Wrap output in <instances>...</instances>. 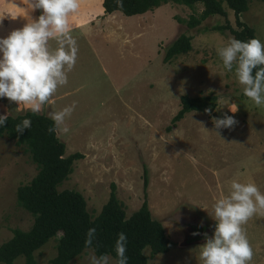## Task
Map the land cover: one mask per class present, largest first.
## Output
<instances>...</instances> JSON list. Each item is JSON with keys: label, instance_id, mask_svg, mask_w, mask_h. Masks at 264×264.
<instances>
[{"label": "rangeland", "instance_id": "1", "mask_svg": "<svg viewBox=\"0 0 264 264\" xmlns=\"http://www.w3.org/2000/svg\"><path fill=\"white\" fill-rule=\"evenodd\" d=\"M221 5L237 29L234 11L225 1ZM30 8L29 0H0V15H5L0 37L21 28L27 14H41ZM202 9L200 3L170 0L139 15L103 16L101 0H80L70 16L79 48L76 65L67 85L58 88L54 102L41 112L48 115L76 103L66 121L70 131L56 134L65 144L64 156L79 152L82 157L73 161L59 191L80 192L92 217L108 200L112 183L127 216L146 199L152 217L174 242L154 256L145 248L147 264H202L200 245L216 223L214 202L229 194L234 180L254 182L264 193V106L243 94L235 66L231 72L223 67L217 50L234 38L228 30L213 29L224 24L223 16L210 15L188 26L190 16L199 18ZM240 20L264 42V0H248ZM181 34L191 36V49L164 63L167 47ZM48 46L54 53L57 40L50 39ZM181 95L215 96L211 116L192 110L171 124ZM17 107L0 99V115L26 111ZM224 114L238 124L215 129L212 117ZM36 173L26 146L1 136L0 244L12 237L13 228H30L33 216L17 203L16 190ZM245 228L254 250L251 264H264V215H254ZM60 235L34 252L35 264H49ZM91 255L93 250L85 249L68 264H90ZM14 264H25L24 257Z\"/></svg>", "mask_w": 264, "mask_h": 264}, {"label": "trees", "instance_id": "2", "mask_svg": "<svg viewBox=\"0 0 264 264\" xmlns=\"http://www.w3.org/2000/svg\"><path fill=\"white\" fill-rule=\"evenodd\" d=\"M170 0H123L119 7L117 0H102L104 16L115 11L124 15L143 14L154 7ZM187 6L202 4L199 18L190 16L189 27L197 26L201 20L210 15H220L224 24L215 25L213 29L228 30L234 38L247 41L256 38L253 28L240 20V14L247 10L248 0H172ZM234 11L236 28L229 24L227 13L221 2ZM191 49V36L181 34L169 45L162 58L169 62L176 55L186 53ZM215 96H180V108L171 119V124L180 120L192 110L214 109ZM32 121L31 128L23 134L15 132V125L23 119ZM53 121L48 115H35L30 111L8 115L5 126H0V137L6 135L15 139L16 143L24 144L30 153L31 160L37 166L36 175L27 184L16 190L17 203L33 216L29 229H12V237L0 244V263L14 264V260L23 256L25 264H35L34 252L42 247L50 238H57L56 254L49 264H68L85 249H92L96 256L107 254L116 261L115 242L118 234L127 236L128 264H147V256L143 250L149 248L150 256L165 253L174 245L167 236L162 223L153 218L146 199L140 207L126 215L123 203L115 193V185L111 184L108 200L102 205L96 216L87 211L86 201L82 194L73 189L59 191L57 186L72 172V163L82 157L79 152L64 156L65 144L59 140L56 132L48 129ZM143 183L146 187L147 176L144 169ZM96 228V238L91 247L85 246L87 230ZM191 241L190 239L187 242Z\"/></svg>", "mask_w": 264, "mask_h": 264}, {"label": "clouds", "instance_id": "3", "mask_svg": "<svg viewBox=\"0 0 264 264\" xmlns=\"http://www.w3.org/2000/svg\"><path fill=\"white\" fill-rule=\"evenodd\" d=\"M32 12L41 10L33 18L26 15V23L0 37V99L21 105L25 110L38 115L45 105H51L58 88L68 83V73L78 59V44L73 37L70 16L80 7V0H29ZM123 7V0H117ZM5 15H0V24ZM16 19L17 15H11ZM56 39L55 52L49 50L48 42ZM223 67L231 72L235 66L236 76L243 86V94L264 106V42L258 38L241 41L231 38L218 50ZM76 103L48 114L53 126L50 133L67 134L66 121L75 110ZM233 113L237 111L231 110ZM204 112L211 116L212 109ZM8 114L0 115V126L7 123ZM215 129H232L238 121L232 115L212 117ZM32 121L23 119L15 125V132L23 134L31 128ZM218 134V133H217ZM219 135V134H218ZM264 215V193L254 182L231 183L228 195L213 204V219L216 221L213 234L205 233V242L200 245L199 259L202 264H251L254 250L247 237L245 225L254 215ZM96 228L87 230L85 246L91 247L96 238ZM199 233L194 232L193 235ZM127 236L121 232L115 242V264H128L126 255ZM90 264H111L107 254L91 255Z\"/></svg>", "mask_w": 264, "mask_h": 264}, {"label": "crops", "instance_id": "4", "mask_svg": "<svg viewBox=\"0 0 264 264\" xmlns=\"http://www.w3.org/2000/svg\"><path fill=\"white\" fill-rule=\"evenodd\" d=\"M101 2H102V0H101ZM101 6H102V4H101ZM115 12H117V11H115ZM113 13H111V14H113ZM111 14H109V15H111ZM102 15L104 16V14H103V8H102ZM109 15H106V16H109Z\"/></svg>", "mask_w": 264, "mask_h": 264}]
</instances>
